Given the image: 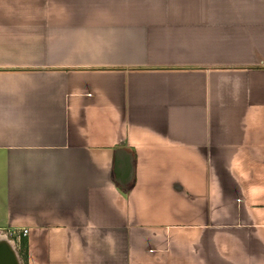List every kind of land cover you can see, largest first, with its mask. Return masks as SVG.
Returning a JSON list of instances; mask_svg holds the SVG:
<instances>
[{
	"label": "crops",
	"instance_id": "0c3cea01",
	"mask_svg": "<svg viewBox=\"0 0 264 264\" xmlns=\"http://www.w3.org/2000/svg\"><path fill=\"white\" fill-rule=\"evenodd\" d=\"M21 228V264H264V0H0Z\"/></svg>",
	"mask_w": 264,
	"mask_h": 264
},
{
	"label": "water",
	"instance_id": "95a60500",
	"mask_svg": "<svg viewBox=\"0 0 264 264\" xmlns=\"http://www.w3.org/2000/svg\"><path fill=\"white\" fill-rule=\"evenodd\" d=\"M123 154L128 155L129 157L131 156L126 150L117 149L115 152V172L117 174L116 179L118 180V183L126 185L132 178V165L130 163V167H127L129 170L126 176L120 178L119 173H122V170L125 169L124 167L121 168L119 164V157ZM15 248L14 242L9 237L6 235H0V264H21Z\"/></svg>",
	"mask_w": 264,
	"mask_h": 264
},
{
	"label": "built area",
	"instance_id": "2783aa9c",
	"mask_svg": "<svg viewBox=\"0 0 264 264\" xmlns=\"http://www.w3.org/2000/svg\"><path fill=\"white\" fill-rule=\"evenodd\" d=\"M29 233L27 228L13 229L8 232L10 239L14 242V245H19L22 238L26 237ZM16 247V246H15Z\"/></svg>",
	"mask_w": 264,
	"mask_h": 264
}]
</instances>
